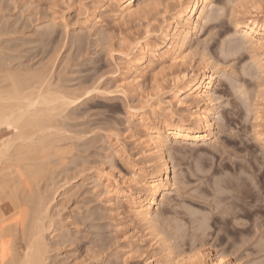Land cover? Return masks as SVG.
Returning <instances> with one entry per match:
<instances>
[{"label": "rangeland", "instance_id": "rangeland-1", "mask_svg": "<svg viewBox=\"0 0 264 264\" xmlns=\"http://www.w3.org/2000/svg\"><path fill=\"white\" fill-rule=\"evenodd\" d=\"M170 1L173 5L172 0H164L163 6L168 2L172 6ZM224 1L226 13H219L215 8L213 14L218 13L219 21L201 28L189 43L194 70L203 58L209 62L217 59L215 64L220 60L216 64H220L217 66L219 82H215L216 137L205 144L168 145L170 177L174 174L175 186L165 194L167 198L154 214H157L160 233L173 245L179 259L190 257L203 246L236 264H264V147L256 135L257 131L264 130V124L259 125L254 114L259 111L257 107L264 118V73L260 75L250 50L234 33L230 13L241 0ZM253 2L264 10V0ZM103 4L104 0H0V57L7 69L15 73L21 68L22 72L51 71L50 82L56 89L77 95L86 89L98 88L82 104L66 108L58 117L63 152L62 164L55 166L57 174H61L56 181L61 180L59 186L64 188L61 186L60 190L67 194L64 204L56 209L59 216L54 221L58 218L55 223L65 226L68 240L74 243L52 249L54 264H147V259L154 261L160 253L149 230L134 221L125 203L120 202L113 208L107 204L108 196L102 186L107 174L125 181L131 177L132 167L141 165L138 150L129 138L133 133L141 136V130L135 128V121L127 122L125 110L128 104L143 106L146 99L125 100L118 94L120 71L117 67L123 66L124 47L119 44L122 37L129 43L141 37L149 24L142 20L140 26L136 17L115 22L108 9H99L95 12L101 20L100 26L93 31L87 29L83 25L84 12ZM138 4L142 5V0H137ZM244 7L252 10L249 4ZM161 15L164 16L163 9L158 8L149 16L150 22L153 16L159 19L156 24L151 23L155 29L162 22ZM210 24L221 25L214 29ZM236 45L241 47L235 48ZM233 46L236 50L231 54L242 51L235 54L237 59L227 49ZM168 65L165 63L163 68L159 66L145 73L141 83L146 92L154 91L152 75L162 71H165L162 72L164 79L159 82L168 86L171 79ZM182 68L174 67L171 71H183ZM144 111L148 113L147 108ZM175 112L185 115L178 109ZM118 137L120 149L114 146ZM58 198L57 201L62 200ZM137 240L141 242L136 245L133 241Z\"/></svg>", "mask_w": 264, "mask_h": 264}, {"label": "bare ground", "instance_id": "bare-ground-1", "mask_svg": "<svg viewBox=\"0 0 264 264\" xmlns=\"http://www.w3.org/2000/svg\"><path fill=\"white\" fill-rule=\"evenodd\" d=\"M172 1L173 5L170 1L172 6L169 5V2L163 6L164 0H142V5L138 4V6L137 0H104L105 4L97 6L93 10L86 9L84 12L83 25L92 31L94 28L97 29L96 27L100 26L101 23L99 16L96 15L99 9H108L111 19L115 22L136 17V23L140 22V26L142 20L146 21L145 24L149 23L144 27L141 37L135 38L129 43L122 37L119 44L124 47L123 66L117 67L120 71L118 94L125 100L130 98L132 101H140L141 99L145 101L146 99L143 106L137 107L128 104L125 110L127 122L135 121V128L141 130V136L138 137L137 134L133 133L129 137L138 150L137 155H139L141 165L137 168L132 167L131 177L129 179L127 177L125 181L107 174V177L102 181L104 182L102 186L104 194L108 196L107 204L113 208L118 206L120 202L125 203L134 221L144 225L149 230L151 238L155 239L156 247L160 253L158 252V257L154 261L147 259L148 262L145 261L147 264H236L235 261L215 253L211 248L205 250L203 246L193 251L190 257L186 256L187 258L179 259L178 254L173 249L174 247H172L173 245L171 244V246L168 243L170 241L165 238L166 236L164 237L160 233L157 214H154L159 211L161 201L167 198L165 194L175 186L174 174L170 177L172 167L167 159L168 145L171 143L205 144L216 137L218 124L214 117L217 105L215 94L218 92L215 90V82H219L217 77L220 70L217 66L220 64H216L220 60L215 64L213 62L217 59H211L212 62H209L210 60L200 56L203 59L199 64L197 63V70H194L189 43L201 28H205L208 23L218 20V13L217 15L213 14L215 8L219 13L220 11L226 13L223 6L225 1L223 0L224 4L220 2L221 0ZM253 1H239L235 5L236 8L234 6L235 10L231 7L230 15L233 17L234 33L243 39V44L250 50L251 59L261 75L264 73V10L261 11L254 6ZM247 4L251 5V11L244 7ZM158 8L163 9L164 16L161 15L162 22L155 29L151 23L156 24L158 18L153 16V21L150 22L149 16ZM223 9L225 10L223 11ZM228 11H230L229 8ZM167 14H169L168 18ZM219 26L210 24V28L213 27L214 29ZM49 28H53V26ZM236 47L239 48L241 45H236ZM235 48L234 46L227 48L231 51L230 56L232 57L241 51L231 54L232 50H236ZM227 49L226 51H228ZM218 56L217 54L216 57ZM1 57L0 264H54L51 261L52 249L57 250L66 243H69L70 246L74 243L68 240L69 234L64 232L65 226L55 223L58 218L57 221H54V218L59 216L56 209L65 201L63 199L66 198L67 194L60 190L64 186H59L61 180L56 181L59 173L57 174L55 171V166L62 164L63 152L59 144L61 141L59 114H62L68 107L79 106L90 96L92 91L98 90V88L86 89L78 95L61 91L51 84V71L39 69L40 72L32 73L31 71L22 72V68H19V73H15L5 67ZM226 57L224 56L225 59H227ZM237 58H239L238 55L234 59ZM225 59L224 62H226ZM230 59L233 58L230 57ZM230 59L228 58V60ZM165 63H169L171 72L168 86L159 82L160 79H164L165 71L153 75L151 73L154 91L152 93L146 92L141 83L145 73L155 70L159 66L162 67ZM174 67H183V71H171ZM238 94L240 96L239 91ZM243 97L246 102L245 97L247 98V96ZM146 108L148 113L144 111ZM175 109L185 113V115H177ZM255 109L260 111L257 107ZM259 111L254 113L255 121L258 120L259 125L263 126L264 118L261 115L263 112L261 111L260 114ZM256 135L264 147V130L257 131ZM114 146L116 149H120L119 137ZM63 148L65 147L63 146ZM124 153L126 152L124 151ZM61 179H63L62 181L65 180V178ZM66 184L68 183L66 182ZM159 196L160 201H158ZM58 197H61L62 200L57 201ZM67 198H69L68 195ZM118 211L120 210L118 209ZM133 242L140 244L141 240ZM179 246L181 247V245ZM130 247L131 250L132 247ZM85 248L87 251V247ZM153 258L156 257L153 256Z\"/></svg>", "mask_w": 264, "mask_h": 264}]
</instances>
